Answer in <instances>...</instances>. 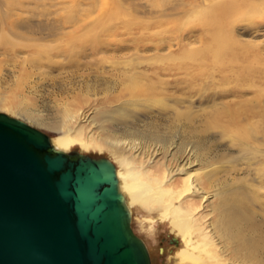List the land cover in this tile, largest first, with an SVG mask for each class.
Here are the masks:
<instances>
[{"label": "rangeland", "instance_id": "obj_1", "mask_svg": "<svg viewBox=\"0 0 264 264\" xmlns=\"http://www.w3.org/2000/svg\"><path fill=\"white\" fill-rule=\"evenodd\" d=\"M173 7L175 11L171 10ZM73 17L75 21L70 23L68 20ZM8 23L19 26L11 31ZM215 30L219 31L218 42H233L230 50L235 57L224 60L226 72L230 77L240 71L257 72L259 82L255 86L244 84L239 90L230 83L216 88L210 83L220 79L219 71L223 68L212 65L204 70L214 73L213 78L202 76L206 77L205 82L201 75L198 76L202 81L196 77L198 68L191 59L215 56L214 50L218 48L212 44ZM156 56H166L167 66L183 65L178 75L165 72L169 75L163 79H177L181 88L194 85L197 94L193 98L173 89L166 93L186 101L180 112L191 110L198 120L203 118L200 124L211 132L199 142L204 147L209 145L214 155L218 153L216 167L237 171L231 173L230 190L243 193L247 202L245 211L254 215L259 226L258 247L247 250L243 264H264V139L253 141L255 127L244 123L231 133L233 138L221 141L217 135L219 128L213 122L223 111V105L264 106V0H169L166 3L162 0H0V105L32 111L44 125L33 124L5 110L0 113L26 122L48 135L51 141L63 137L65 130L55 128L64 116L65 96L48 83L54 80L56 84L67 85L70 102L67 107L72 113L77 112L75 122L70 123L72 133L80 130L84 139L104 144L106 133L99 129V113L106 102L122 94L117 90L111 92L102 81L121 73L131 74L119 67H109L104 60L122 62ZM25 60H37L41 66L26 69ZM142 67L141 70L147 68ZM157 111L155 108V114L150 117L153 124H157ZM161 127L164 131L165 127ZM232 139H236L237 148L231 147ZM57 149L107 158L116 171L120 169L116 157L107 148L85 151L74 145ZM159 159L161 157L156 161ZM131 212L133 231L145 242L152 264H192L186 261V256L194 252L191 239L173 232L156 212L136 208ZM210 213L209 206L200 211L204 216ZM214 216H209V222ZM173 239H177L178 244H174ZM231 252L229 248L215 259L203 257V260H207V264H216L219 260L222 262L218 264H239Z\"/></svg>", "mask_w": 264, "mask_h": 264}, {"label": "bare ground", "instance_id": "obj_2", "mask_svg": "<svg viewBox=\"0 0 264 264\" xmlns=\"http://www.w3.org/2000/svg\"><path fill=\"white\" fill-rule=\"evenodd\" d=\"M162 1L166 3L169 0ZM178 4L183 6L182 3ZM171 10L175 11L176 8L173 7ZM68 21L72 23L75 17ZM18 26L19 24L8 23L11 31ZM218 33L219 31H214L215 40H212V44L218 46L214 50L215 56L192 57L191 63L198 68L196 77L201 75L200 77L213 78L214 73H207V69L204 70L205 67L212 65L214 68L223 69L219 71L220 79L217 82H211L210 85L218 88L233 83L235 89L241 90L244 84H248L252 88L259 82L257 72L248 74L240 71L231 74L230 77L224 69V60L235 57L234 52L230 50L233 42H218L216 37ZM136 59L122 62L104 60L105 64L110 65L109 67L114 69L119 67L124 72L131 73L130 75L127 73L113 75L112 79L102 81L111 92L117 90L122 94L106 102L104 110L99 113V129L106 133L104 143L106 146L84 139L80 130L72 133L70 123L76 120L77 112L72 113L69 108L67 85L56 84L54 80L48 81L52 87L59 88V94L65 96L63 98L64 116L59 126L55 128L60 131L65 130V135L51 141L52 145L56 149L79 145L85 151L103 148L110 150L119 162L120 169L117 171L119 188L130 212L134 208L144 209L149 213L156 212L161 220L168 223L173 232L191 239L194 242V252L186 256V261L192 264H204L207 262L206 259H215L220 252L223 253L230 248L237 259L236 262L243 264L247 250L258 247L259 226L254 215L245 211L247 202L243 193L230 190L233 185L230 182L231 173L236 174L237 171L216 167L218 153L214 155L208 144V147H204L199 142L201 137L204 135L207 137V134L211 132L200 124L204 122L203 118L201 121L198 120L196 116H193L194 113L190 112L191 110L184 111L185 113L180 112V108L186 101L166 93V90L173 89L193 98L197 94L193 90L194 85H191L192 88H181L177 79L172 81L163 79V76L169 75L165 72H174L178 75L177 72L183 69L182 63L175 67L167 66L166 62H169V59L167 60L166 56L165 58L156 56L150 59ZM23 65L27 67L26 69H38L41 62L25 60ZM143 65L147 67L145 70H141ZM205 82H207L206 79ZM205 82L203 84L207 85L208 83L205 84ZM123 93H126V97ZM189 106L191 107L190 104ZM155 108H158V118L155 120L157 124H153L154 122L150 120V117L155 114ZM0 110H5L33 124L44 125L32 111L7 106H1ZM222 110L217 114L218 119L214 118L213 121L219 128L220 132L217 135L221 141L233 138L231 133L238 130L237 127L244 123L255 127L254 134L252 133L251 136L253 141L257 143L260 137L264 139V106L260 104L223 105ZM209 116L213 118V115ZM183 118L185 122H182ZM161 126L165 127L164 131L161 130ZM235 143L236 139L230 141L232 148L238 147ZM159 157L161 159L156 161ZM214 199L216 202L212 203ZM206 204L208 205L205 207ZM208 206L212 213L206 216L200 214L202 208ZM211 214L215 216L212 217L213 221L209 222ZM194 253L199 255L196 256ZM203 257L206 258V262ZM221 262L219 260L216 264Z\"/></svg>", "mask_w": 264, "mask_h": 264}, {"label": "water", "instance_id": "obj_3", "mask_svg": "<svg viewBox=\"0 0 264 264\" xmlns=\"http://www.w3.org/2000/svg\"><path fill=\"white\" fill-rule=\"evenodd\" d=\"M0 264L152 259L110 160L57 150L42 131L0 113Z\"/></svg>", "mask_w": 264, "mask_h": 264}]
</instances>
